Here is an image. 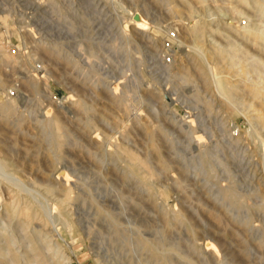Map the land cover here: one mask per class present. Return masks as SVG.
<instances>
[{
  "label": "rangeland",
  "instance_id": "374dc122",
  "mask_svg": "<svg viewBox=\"0 0 264 264\" xmlns=\"http://www.w3.org/2000/svg\"><path fill=\"white\" fill-rule=\"evenodd\" d=\"M262 10L264 0H0L13 59L0 48V104L17 106L0 111V157L12 163L0 180H26L47 220L25 229L22 202L11 219L0 196V264H264V125L238 79L264 81V50L242 31L264 32ZM193 56L237 84L230 101Z\"/></svg>",
  "mask_w": 264,
  "mask_h": 264
},
{
  "label": "bare ground",
  "instance_id": "6f19581e",
  "mask_svg": "<svg viewBox=\"0 0 264 264\" xmlns=\"http://www.w3.org/2000/svg\"><path fill=\"white\" fill-rule=\"evenodd\" d=\"M255 4H256V2H255ZM252 7L254 8V6H252ZM258 7L260 8V6H258ZM258 7H257V9H258ZM263 13H264V11H263ZM262 16H264V15H262ZM3 19L6 20V18H3ZM248 26L245 27L242 31L245 34H247V36L251 39V41L255 45H261V49L264 50V32H262L260 28H259L260 30L259 29L256 30L255 28L251 29ZM200 31H201V28H196L193 31V34L195 36H198L200 34ZM251 41H249V42L251 43ZM6 45H8V44H6ZM0 48L3 51V53H1V56L4 57V59L7 62H12L13 61L12 57L4 53L5 47H2V45H0ZM256 48H258V46ZM225 51L226 50H224V49L218 48L216 50V53H217L218 57L224 58ZM239 51H240V53H242L241 50H239ZM242 55L243 54H241V56ZM257 61H258V59H257ZM192 63H193V67L197 71H199L201 74H203L204 77H207L208 78L207 80L211 81V83L219 90V92L221 93V95L223 96V98L225 100L230 101L234 97V95L237 93V91H238L237 84L228 83L226 80L222 79V77L219 73L209 74L206 71L205 64L203 63V61L200 57L193 56ZM258 63H260V61L257 62V65H258ZM251 65L252 66L255 65V63L251 64ZM259 67H262V66L260 65ZM161 68L166 70L167 72H171L167 65H162ZM184 72H183L184 74H188L187 71H184ZM22 74H23V76L21 78H24V79L26 78L30 84H32L33 86H36L38 78L35 75L30 76V75H26L24 73H22ZM238 79L240 82L243 83V85L247 89V92L249 93V95L253 99L259 101L258 106H254V104H253L254 107H251V111H250L251 115H249V117L251 119H253L254 121H256L257 123L264 125V81L258 80V81H253L252 83H249V82H247V80H245L243 78V76H239ZM262 80H264V79H262ZM2 88H3V84H2V81L0 79V91L2 90ZM16 109H17L16 102L11 100V99H7L4 103L0 104V111H16ZM54 123H55L54 125H55L56 131H57V135H58V137H61V126H60V124L56 120L54 121ZM229 138L231 139V141L235 140L232 136H230ZM230 139H229V142H230ZM125 151L128 153V155H130L132 158H134V154L132 153V151L130 149L127 148V149H125ZM0 168H3V170L4 169L10 170L11 171L10 173H12V163L10 161L6 160L5 158H2V157H0ZM0 175H2V174L0 173ZM13 175L17 181V182L15 181L16 183L12 182V180H9V179H7V181L0 180V196H5V198H9V204L6 207L7 212H8V217L12 219V217L17 216V212H16V210H12V206L15 202H17V203L22 202L23 212H24L25 218H26V220L22 222V226L25 229H27L30 226L29 224L33 220H40L42 223H46L47 220H45L44 216L39 214L38 209L35 207V205H33L34 203H36V198L31 195L32 194L31 191L27 192L25 189H23L25 187L22 188V185H24L26 180L22 179L17 174H13ZM53 176L58 178V176L55 174ZM23 190H25V191H23ZM29 192L31 194H29ZM12 197H14V198L12 199ZM37 207L39 208V206H37ZM39 210H41V209L39 208ZM67 217H68V215H67ZM67 217L66 216L62 217V220H63L64 224L69 229H72L74 227V225L71 221H69L70 218L69 217L67 218ZM52 231L61 243L67 245V240L59 233V229L56 226V224L52 225ZM0 234L2 235V233H0ZM142 240L145 242L146 245L153 246V244H151L147 239H142ZM29 248L31 251H34V252L37 251L38 254L40 255V252H39L40 247H38L33 241H31V243L29 244ZM71 252L74 254V252L72 250H71ZM63 260H64L63 257L53 256L52 262H53V264H62ZM162 260H165V257L164 258L162 257Z\"/></svg>",
  "mask_w": 264,
  "mask_h": 264
},
{
  "label": "built area",
  "instance_id": "2783aa9c",
  "mask_svg": "<svg viewBox=\"0 0 264 264\" xmlns=\"http://www.w3.org/2000/svg\"><path fill=\"white\" fill-rule=\"evenodd\" d=\"M165 47L168 49V50H171L172 49V43L167 41L166 44H165Z\"/></svg>",
  "mask_w": 264,
  "mask_h": 264
}]
</instances>
